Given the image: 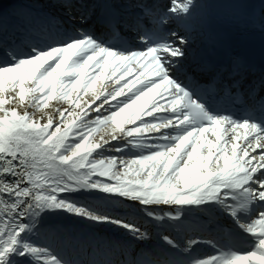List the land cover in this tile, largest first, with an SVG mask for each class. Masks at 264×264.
Returning <instances> with one entry per match:
<instances>
[{
    "label": "snow or ice",
    "instance_id": "6c2138e0",
    "mask_svg": "<svg viewBox=\"0 0 264 264\" xmlns=\"http://www.w3.org/2000/svg\"><path fill=\"white\" fill-rule=\"evenodd\" d=\"M255 33L258 58L244 47ZM106 74L111 90L96 89ZM128 145L140 154H105ZM133 172L137 185L178 178L187 187L189 176L216 184V196L177 205L226 204L253 238L203 260L163 252L146 264H264V2L0 3V264H96L81 254H94L105 237L50 222L57 210L143 237L119 216L63 195L133 199L122 186ZM253 203L241 223L238 210ZM102 264L118 261L113 254Z\"/></svg>",
    "mask_w": 264,
    "mask_h": 264
},
{
    "label": "bare ground",
    "instance_id": "6f19581e",
    "mask_svg": "<svg viewBox=\"0 0 264 264\" xmlns=\"http://www.w3.org/2000/svg\"><path fill=\"white\" fill-rule=\"evenodd\" d=\"M264 2V0H261ZM3 3H11L13 0H0ZM18 2H22L18 0ZM120 74L118 73L117 76ZM114 79V78H113ZM127 80V77L125 78ZM103 85L108 86V90H111L112 82L108 78V74H106L105 78L102 81H97L95 86L96 89H102ZM95 90V89H94ZM81 95L86 94L82 91ZM27 102V97L26 101ZM55 104V100L49 101V105ZM211 138V137H209ZM123 143V142H119ZM239 143V142H238ZM113 146H119L118 142H113ZM133 149H137L134 153H140L141 147L128 145ZM125 148L124 150H126ZM147 151L146 148L143 149ZM99 151V150H98ZM132 151V150H130ZM106 155L115 154V155H122V156H130L129 151H122L120 153H109L105 152ZM139 161V158H137ZM221 161V165H222ZM230 164L225 165V169L230 167ZM212 168L216 169L217 165L215 163L212 164ZM135 171H139V164L137 163ZM142 175V173H141ZM138 177L135 176V173H128L126 177V182L123 183V187H127L130 191L135 194L134 198L124 197L121 194L115 193H104L100 190H88L84 191L83 193L80 191L77 192H70L64 193L63 195L66 198L74 199L78 202L83 203L85 206L89 207L94 211L107 212L116 216H119L125 223L135 225L141 231L145 233L143 237L138 236L130 232L127 228L118 225H100L96 226L94 224H90L89 222L85 221L81 217L71 216L67 212L64 211H55L49 216V220L52 223H63L68 225H75L83 231L87 232H99L104 237L106 242L102 243L98 249H105V248H112L116 243H123L124 245H133L131 243V239L136 240H144L145 238L150 237V231L147 227H142L144 223L149 221L155 220L156 222L168 219L169 222H174L173 217L177 215L180 216L183 211H185L186 205H177V200L181 199L182 197L192 198L195 197L197 199H202L203 197L199 195L198 191L195 192L192 190V186L195 184H201L204 186L208 183L203 179H196L195 176H189L186 179L189 181L187 187H185V182L180 179H174L173 181L165 182L164 184L160 185H137L135 180ZM116 185H112L115 187ZM94 200V198H97ZM137 199L147 200L149 202L148 206H145L141 201ZM188 202H191L190 200ZM187 202V203H188ZM186 203V204H187ZM203 202L199 203L202 204ZM124 213H131L134 217L130 215V217H123L122 214ZM213 212H211L212 214ZM170 215V216H167ZM23 235V234H22ZM28 238L36 240L40 242V237L34 235L33 233H28ZM83 255V254H81ZM83 257V256H82ZM87 258L90 260L100 259L104 262V257L96 254H87Z\"/></svg>",
    "mask_w": 264,
    "mask_h": 264
},
{
    "label": "rangeland",
    "instance_id": "374dc122",
    "mask_svg": "<svg viewBox=\"0 0 264 264\" xmlns=\"http://www.w3.org/2000/svg\"><path fill=\"white\" fill-rule=\"evenodd\" d=\"M126 151V150H125Z\"/></svg>",
    "mask_w": 264,
    "mask_h": 264
}]
</instances>
